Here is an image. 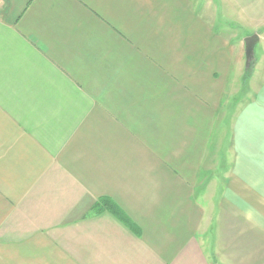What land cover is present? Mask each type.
I'll use <instances>...</instances> for the list:
<instances>
[{"label":"crops","instance_id":"0c3cea01","mask_svg":"<svg viewBox=\"0 0 264 264\" xmlns=\"http://www.w3.org/2000/svg\"><path fill=\"white\" fill-rule=\"evenodd\" d=\"M230 9L264 24V0H0V264H264V35L224 111Z\"/></svg>","mask_w":264,"mask_h":264},{"label":"rangeland","instance_id":"374dc122","mask_svg":"<svg viewBox=\"0 0 264 264\" xmlns=\"http://www.w3.org/2000/svg\"><path fill=\"white\" fill-rule=\"evenodd\" d=\"M239 12H242V11H239ZM235 13H236V11L232 10V9H230L229 13H224L223 14L224 15V22L221 19V14H217L218 22H217V24L215 23V27L216 26L218 28L221 27L222 29H224L225 26H227L228 28H234L232 31L224 29V30H220L219 32H221V33H223V32L234 33V34H236V36L240 37L239 40L242 38L243 35L245 37L251 36L253 34H257V35L258 34H263L264 35V24H262V23L254 24L255 22H252V21L246 22V20L241 23V21H239V19H238V16H240V15H236ZM260 18H261L260 20H264V16L260 17ZM233 21L240 22L242 25L233 24ZM258 25H259V27L257 28ZM215 31L217 32V29H215ZM232 44L234 45L235 41H232ZM254 53H255V58H257L258 57L257 55L259 53V45H256V47L254 49ZM254 65H255V61L253 60L252 61V67H255ZM244 69H245V59H244V62H243V70ZM253 72H255V69L252 68L251 73H253ZM247 79L248 78H245V75H244V77H242L241 85H240L242 92L239 95H236V94L234 95V94L230 93L231 95L229 94V95H227L225 97L224 105H223L224 111H228L229 110L230 112H232L234 107L236 106V104L241 102V101H243V96H246L247 92H248V86H247L248 85V81H247ZM249 85H251L250 82H249ZM223 157H224V159H222V160L225 161V158H226L225 152L223 153ZM227 165L231 166L232 164H228L227 163ZM211 187H213V186H211ZM198 188H202V187H200V185L197 186V188H196V196H198L199 194H202L204 192L202 189H198ZM206 191L207 192H211V191H208V189H206ZM221 191H222V188H221ZM229 195H231L230 191H229ZM230 199H232V198H230ZM229 202H230V200H229ZM237 210H239L238 214L236 213ZM243 210H244V212H243ZM243 210L240 207H238V206H231V207H228L227 213L223 212V214L226 216V220H225L226 224L224 223V219L221 218V220L219 222L220 224L218 223L217 227L213 228L214 230L211 231V232H214L213 234H214V237L216 238L214 241H212V245L214 246V248L215 247L218 248V246L225 245V243H224L225 240H224V237L222 236L223 235V231H228L229 232V229H231L230 233H234L235 232V227L238 225L237 221H239L240 217L246 211H248L246 209H243ZM223 214L221 216H223ZM245 216H248V215H245ZM236 217H238V219ZM244 223H245V226H246L247 222L244 221ZM216 230H218V232Z\"/></svg>","mask_w":264,"mask_h":264},{"label":"water","instance_id":"95a60500","mask_svg":"<svg viewBox=\"0 0 264 264\" xmlns=\"http://www.w3.org/2000/svg\"><path fill=\"white\" fill-rule=\"evenodd\" d=\"M259 40L257 34H253L244 39V57H245V69L250 68L252 61L254 60V48Z\"/></svg>","mask_w":264,"mask_h":264},{"label":"trees","instance_id":"16d2710c","mask_svg":"<svg viewBox=\"0 0 264 264\" xmlns=\"http://www.w3.org/2000/svg\"><path fill=\"white\" fill-rule=\"evenodd\" d=\"M252 68H253V67H252V65H251V67H250L249 69L245 70V73H244L245 78H248V79H249V77L251 76V70H252ZM243 77H244V76H243ZM248 79H247V81H248ZM114 214L116 215V217L122 219V218L120 217V215H119L118 212H114Z\"/></svg>","mask_w":264,"mask_h":264}]
</instances>
